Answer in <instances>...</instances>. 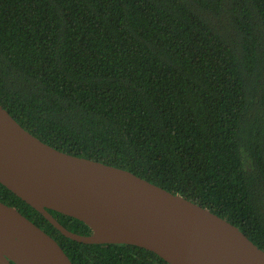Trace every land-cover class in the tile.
Returning a JSON list of instances; mask_svg holds the SVG:
<instances>
[{
  "label": "trees",
  "instance_id": "obj_1",
  "mask_svg": "<svg viewBox=\"0 0 264 264\" xmlns=\"http://www.w3.org/2000/svg\"><path fill=\"white\" fill-rule=\"evenodd\" d=\"M0 104L43 143L180 195L264 251V0H0ZM0 202L73 264H168L68 239L1 184Z\"/></svg>",
  "mask_w": 264,
  "mask_h": 264
},
{
  "label": "water",
  "instance_id": "obj_2",
  "mask_svg": "<svg viewBox=\"0 0 264 264\" xmlns=\"http://www.w3.org/2000/svg\"><path fill=\"white\" fill-rule=\"evenodd\" d=\"M0 184L63 236L86 245H131L168 264H264L236 226L135 174L60 152L0 104ZM86 224L82 236L49 211ZM0 264H73L57 241L0 202Z\"/></svg>",
  "mask_w": 264,
  "mask_h": 264
}]
</instances>
